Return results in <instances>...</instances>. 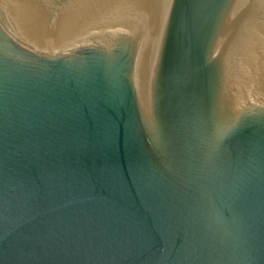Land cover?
I'll list each match as a JSON object with an SVG mask.
<instances>
[{
    "label": "water",
    "instance_id": "obj_1",
    "mask_svg": "<svg viewBox=\"0 0 264 264\" xmlns=\"http://www.w3.org/2000/svg\"><path fill=\"white\" fill-rule=\"evenodd\" d=\"M0 264H264V0H0Z\"/></svg>",
    "mask_w": 264,
    "mask_h": 264
}]
</instances>
